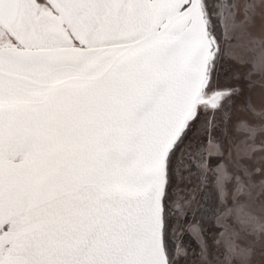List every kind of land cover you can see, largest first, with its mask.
Here are the masks:
<instances>
[{
	"label": "snow or ice",
	"instance_id": "snow-or-ice-1",
	"mask_svg": "<svg viewBox=\"0 0 264 264\" xmlns=\"http://www.w3.org/2000/svg\"><path fill=\"white\" fill-rule=\"evenodd\" d=\"M241 202L264 0H0V264H255L264 215L204 235Z\"/></svg>",
	"mask_w": 264,
	"mask_h": 264
},
{
	"label": "rangeland",
	"instance_id": "rangeland-1",
	"mask_svg": "<svg viewBox=\"0 0 264 264\" xmlns=\"http://www.w3.org/2000/svg\"><path fill=\"white\" fill-rule=\"evenodd\" d=\"M252 101L257 106V108L260 107V97H259V90H256L252 95ZM243 137H237V141L239 142L242 140ZM259 143V139L257 141ZM243 148V145L240 146ZM204 152L206 158H211L213 162H215L216 152L214 145L209 143L207 138L204 140L203 144ZM196 200L193 204V207H198L200 203V196L199 192L196 194ZM238 211L234 212L233 215L224 220L222 223V226L220 224H217L216 217H213L212 219L203 222L202 226L205 229L204 235L209 239L211 242L213 239L217 236V230L224 231L226 236L230 235L232 236L237 243L245 242L248 240V237L245 234V231L243 229V225L240 222V219L238 218L239 212H253L258 215H264V207L261 206V204L253 203V202H241V204L235 206ZM260 245H257V248H259ZM264 259L260 256L259 252L256 256L255 264H261V260Z\"/></svg>",
	"mask_w": 264,
	"mask_h": 264
}]
</instances>
